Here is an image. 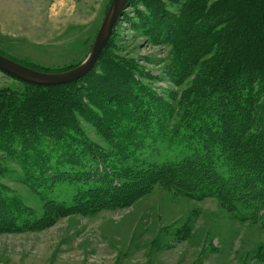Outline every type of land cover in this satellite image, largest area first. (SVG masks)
<instances>
[{
    "label": "rangeland",
    "instance_id": "374dc122",
    "mask_svg": "<svg viewBox=\"0 0 264 264\" xmlns=\"http://www.w3.org/2000/svg\"><path fill=\"white\" fill-rule=\"evenodd\" d=\"M110 1L0 0V54L69 70L87 57ZM210 1L197 3L208 12ZM188 3L129 0L81 90L101 88L99 100H83L88 117L73 114L82 138L68 139L71 149L22 154L18 138L11 148L0 139V264H264L262 212L232 210L159 171L196 153L186 127L220 49L217 39L181 62L184 41L203 28L208 44L220 27L196 16L174 39ZM0 91L40 90L0 72Z\"/></svg>",
    "mask_w": 264,
    "mask_h": 264
},
{
    "label": "trees",
    "instance_id": "16d2710c",
    "mask_svg": "<svg viewBox=\"0 0 264 264\" xmlns=\"http://www.w3.org/2000/svg\"><path fill=\"white\" fill-rule=\"evenodd\" d=\"M187 1L182 30L173 31L174 39L189 33L196 16L210 18L220 27L208 44L199 41L206 36L203 28L184 41L181 62L189 66L217 39L220 49L217 61L202 71L210 81L186 127L196 153L157 170H164L169 181L187 183L202 198L214 197L232 210L248 209L253 217L255 212L264 214V0H211L208 12L197 0ZM90 77L69 85L36 87L39 92L23 97L0 91V139L11 148L18 138L22 154L71 149L72 142L82 138L74 123L75 110L88 117L83 100H99L100 85L81 91L88 88L84 86Z\"/></svg>",
    "mask_w": 264,
    "mask_h": 264
},
{
    "label": "water",
    "instance_id": "95a60500",
    "mask_svg": "<svg viewBox=\"0 0 264 264\" xmlns=\"http://www.w3.org/2000/svg\"><path fill=\"white\" fill-rule=\"evenodd\" d=\"M129 5V0H111L90 51L79 65L62 72L47 73L30 69L0 55V72L21 83L52 88L69 85L85 78L97 65L113 34L116 23Z\"/></svg>",
    "mask_w": 264,
    "mask_h": 264
}]
</instances>
